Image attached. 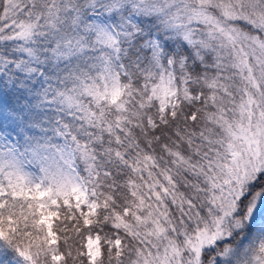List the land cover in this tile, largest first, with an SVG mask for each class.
I'll return each mask as SVG.
<instances>
[{
    "label": "snow or ice",
    "instance_id": "snow-or-ice-1",
    "mask_svg": "<svg viewBox=\"0 0 264 264\" xmlns=\"http://www.w3.org/2000/svg\"><path fill=\"white\" fill-rule=\"evenodd\" d=\"M0 264H264V0H0Z\"/></svg>",
    "mask_w": 264,
    "mask_h": 264
}]
</instances>
